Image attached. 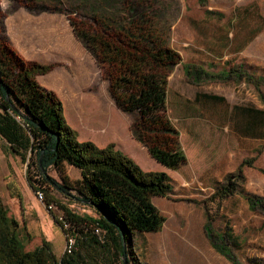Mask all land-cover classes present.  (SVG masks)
Returning <instances> with one entry per match:
<instances>
[{"label":"rangeland","instance_id":"rangeland-1","mask_svg":"<svg viewBox=\"0 0 264 264\" xmlns=\"http://www.w3.org/2000/svg\"><path fill=\"white\" fill-rule=\"evenodd\" d=\"M0 6L7 36L21 55L53 64L42 82L62 99L80 140H92L99 146L113 143L145 171H166L172 176L169 195L154 198L166 217L163 228L134 237L133 251L141 264H264V207L253 209L243 192L264 198V137L258 141L238 139L227 117L235 105L264 109V0H0ZM113 13L134 22L132 28L147 26L152 35L134 32L136 40L175 48L183 63L194 59L191 62L205 65L211 61L213 69L203 66L214 74L235 64L262 77L258 88L247 78L225 81L213 77L196 84L183 74V63L175 67L169 112L189 155L187 164L178 170L154 159L133 136L134 115L118 107L109 80L71 23L72 19L86 20L85 15ZM247 42L248 47L239 50ZM182 84L192 93L223 94L224 115L194 108V102L177 90ZM209 122L217 124V129H209ZM240 168L244 178L232 176L236 182H230L228 176ZM26 170L27 162L0 141V199L11 213L21 212L23 220L25 211L30 220L38 213L52 249L60 255L64 248L65 253L66 234L50 212L45 191L42 201L37 198ZM67 172L73 179L81 176L70 164ZM48 173L60 180L56 170L51 168ZM10 181L22 193L26 210L20 211L19 199L8 187ZM49 195L53 197L51 210L57 214L63 213L58 201L81 213L89 209L72 202L56 187L50 188ZM207 223L216 245L206 230ZM100 230L104 236L105 231ZM34 246L31 241L27 249Z\"/></svg>","mask_w":264,"mask_h":264},{"label":"trees","instance_id":"trees-1","mask_svg":"<svg viewBox=\"0 0 264 264\" xmlns=\"http://www.w3.org/2000/svg\"><path fill=\"white\" fill-rule=\"evenodd\" d=\"M84 17L82 21L72 19L73 28L96 57L118 107L134 115L133 136L158 162L180 169L188 162V155L169 112V91L170 75L183 63L181 53L151 40L150 45L137 41L134 32L152 35L151 30L147 26L132 28L134 22L128 23L119 14ZM6 31L0 6V136L11 152L27 162L28 183L36 193L38 189L45 191L49 206L53 200L49 190L56 187L72 202L89 209L81 213L58 201L77 239L73 251L58 258L46 239L27 249L33 237L25 232L26 223L0 199V264H125L124 255L127 264H141L133 251L134 237L163 228L166 217L154 198L169 195L172 176L166 171H145L113 143L99 146L92 140H80L66 119L60 96L38 80L39 75L53 69V64L25 59L12 46ZM183 67L187 79L196 84L213 77L225 81L247 78L258 88L262 81L261 76L235 64L217 74L196 62H184ZM68 164L81 171L79 178L70 176ZM51 168L60 180L45 175L44 170L48 173ZM237 175L244 178L242 168L228 176L230 182H236L232 176ZM8 187L23 209L22 193L13 181ZM243 192L253 209L264 207L262 196ZM50 212L63 229L58 214ZM92 225L105 231L103 239ZM206 230L216 245L209 223Z\"/></svg>","mask_w":264,"mask_h":264},{"label":"crops","instance_id":"crops-1","mask_svg":"<svg viewBox=\"0 0 264 264\" xmlns=\"http://www.w3.org/2000/svg\"><path fill=\"white\" fill-rule=\"evenodd\" d=\"M228 33L230 34L231 30L228 31ZM248 45L249 44L247 42V44L243 45V47L239 46L238 48H239V50L241 49V50L244 51L248 47ZM12 46L14 47L13 44H12ZM14 48L18 51V49L16 47H14ZM38 60H39L38 62H41L40 59H38ZM193 60L194 59H191L190 61H193ZM33 61H36V60H33ZM210 63H212V62L208 61L207 64H205V65L203 64V65L205 67H207L208 69H213L214 66H211ZM175 71H176V68L174 69L172 74H174ZM48 73L39 75L38 76V80L43 86L54 90L52 86H49V85L44 84L42 82L41 77L44 76V75H47ZM172 74L170 75V84H172V77L174 76ZM183 74H185V71L183 72ZM183 74H182V77L185 78V76ZM181 86L178 87L177 90H179V92L182 95H185V96L189 97L191 99V101L194 102V105H193L194 108L201 109L203 112L206 111L207 113L210 112V113L219 114L221 116L224 115L221 105H222V103L225 104V99L226 98H225V96L223 94H221L219 92L211 93V92L202 91V90H197L194 93H192L191 89L189 87H187L186 85L182 84ZM195 104L198 105V106H196ZM67 111L68 110L65 109V114H66L65 116L67 118V121L69 122V124L72 127L76 128L74 120L72 119L73 121H71V119L69 118V116L67 114ZM73 112H75V110ZM76 112H77V114H79V109L78 108L76 109ZM227 117H228V123H229L228 125L231 126L232 134L235 135L238 139H240V140H248V141L249 140L258 141V140H260V139H262L264 137V109L263 108L242 107L240 105H235V106H233L231 111L228 113ZM221 123L222 122H220V124ZM208 125H209V129H212V130L213 129H217V124L209 122ZM0 141L3 142L4 146H6V148H8L10 150L7 141L4 138H2L1 136H0ZM188 157H189V155H188ZM186 164H184V165H186ZM23 209L26 210V207H24ZM21 210H22V207L20 205V211ZM20 213L17 214V213L14 212V215L20 220L21 223H24V222L26 223L25 231H27L33 237L32 241L35 242V246L39 245L43 239H46L52 245L53 242H52L50 236L46 232H44L43 226H42L41 221H40L41 218H40L39 214L37 213L35 215V217H32V219L30 220L29 218L26 217L27 213L25 211L24 212L25 220H23V219L20 218ZM54 252H55V250H54ZM63 252H64V248H63V250H62L60 255H58L56 252L55 253H56V255L58 257L61 258L62 255L64 254Z\"/></svg>","mask_w":264,"mask_h":264},{"label":"built area","instance_id":"built-area-1","mask_svg":"<svg viewBox=\"0 0 264 264\" xmlns=\"http://www.w3.org/2000/svg\"><path fill=\"white\" fill-rule=\"evenodd\" d=\"M37 194L38 197L40 199H43L44 197V193L43 191H40V189L37 190ZM54 207L53 204H51L50 208L52 209ZM49 208V209H50ZM58 219L63 222V229H64V233L66 234V246H65V252H69L71 253L73 251V246L76 245V235L74 234L73 230H72V226L71 223L69 221H66L67 219L64 217L63 213H59L58 214ZM66 219V220H65ZM95 228V233H97L99 235L100 238L103 239V233H101V230L99 227L97 226H93Z\"/></svg>","mask_w":264,"mask_h":264},{"label":"water","instance_id":"water-1","mask_svg":"<svg viewBox=\"0 0 264 264\" xmlns=\"http://www.w3.org/2000/svg\"><path fill=\"white\" fill-rule=\"evenodd\" d=\"M44 172H45V175L49 178L50 177L49 174L45 170H44ZM124 245H126V241H124ZM125 248H126V246H125ZM124 259H125V264H127L126 255H124Z\"/></svg>","mask_w":264,"mask_h":264},{"label":"bare ground","instance_id":"bare-ground-1","mask_svg":"<svg viewBox=\"0 0 264 264\" xmlns=\"http://www.w3.org/2000/svg\"><path fill=\"white\" fill-rule=\"evenodd\" d=\"M36 196H37V198L39 199V201H42L43 199H40L39 197H38V194L36 193ZM74 247V246H73Z\"/></svg>","mask_w":264,"mask_h":264}]
</instances>
